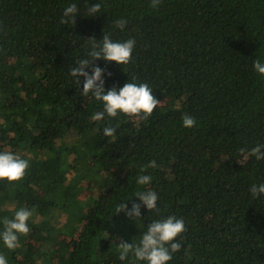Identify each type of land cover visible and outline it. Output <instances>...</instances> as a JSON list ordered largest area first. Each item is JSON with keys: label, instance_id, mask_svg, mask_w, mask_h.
<instances>
[{"label": "trees", "instance_id": "1", "mask_svg": "<svg viewBox=\"0 0 264 264\" xmlns=\"http://www.w3.org/2000/svg\"><path fill=\"white\" fill-rule=\"evenodd\" d=\"M72 2L82 12L99 2L102 15L64 24ZM104 33L136 40L129 64L94 61L111 73L105 87L147 83L160 101L150 116L91 119L102 106L68 71ZM257 58L264 0H0V150L30 161L23 179L0 181V218L33 210L30 233L15 250L0 244V254L9 264H122L118 243L142 230L116 206L138 200L136 174L154 160L147 187L160 212L142 207L143 224L166 215L186 223L170 264H264V196L249 192L264 182V162L240 153L264 143ZM184 113L194 127L182 126ZM86 180L91 204L79 196Z\"/></svg>", "mask_w": 264, "mask_h": 264}, {"label": "clouds", "instance_id": "2", "mask_svg": "<svg viewBox=\"0 0 264 264\" xmlns=\"http://www.w3.org/2000/svg\"><path fill=\"white\" fill-rule=\"evenodd\" d=\"M152 6L156 7L160 0H151ZM77 14L84 17H98L101 14V4L99 2L90 3L87 9L82 12L75 2L69 3L63 8L61 22L64 24L75 23ZM127 20L121 17L116 20L115 27L124 30ZM93 42L86 55L75 61L71 65L69 75L78 85L81 95L91 96L100 103L102 110L92 114L91 119L103 122L105 119L117 118L121 114L127 116L143 115L150 116L159 104V100L154 95L153 88L145 82H136L133 77L123 86L113 85L105 87L106 77L111 76L104 67L94 64V61L103 59L106 62H116L120 65L130 63L133 51L136 47V40L129 38L126 40H114L110 34H103L102 38ZM253 71L264 78V59L257 58L253 61ZM82 82V88L80 87ZM182 126L192 128L196 125V119L187 113L181 116ZM116 128L105 125L102 128L103 135L112 138L116 133ZM245 159L254 158L257 162H264V143H257L245 149H240ZM240 163V161H238ZM30 166V161L18 153L0 150V181L17 182L24 178ZM156 162L149 161L147 165L141 167L136 174L135 183L141 186L142 190H137L130 197H137L138 200L129 203L122 200L116 206V212H124L127 217L135 220L140 228L141 234L132 239L120 240L117 245V257L122 264H170L174 254L183 247L182 234L186 231V223L182 217L176 215H166L152 219L146 226L143 224L142 207L152 213H159V193L150 187L152 183L151 174H146L147 169L155 167ZM249 192L251 197L259 199L264 196V182L253 183ZM128 197V198H130ZM33 210L27 207H19L14 211L11 218L7 216L0 218V244L9 250H15L20 246L19 237L27 236L30 231V218ZM140 221L141 223H137ZM0 264H9L8 258L0 254Z\"/></svg>", "mask_w": 264, "mask_h": 264}, {"label": "rangeland", "instance_id": "3", "mask_svg": "<svg viewBox=\"0 0 264 264\" xmlns=\"http://www.w3.org/2000/svg\"><path fill=\"white\" fill-rule=\"evenodd\" d=\"M163 102H166V100H164ZM92 186L90 185V181L89 180H86L82 183V190L80 191V198L86 202L87 204H91L92 202ZM80 221L78 222V228L80 227ZM43 229L44 230H47L48 232H51V228L47 225V226H43ZM55 240H58V239H62V238H65L63 235H61V233H57V236L56 238L54 237V235L52 234L51 235ZM54 256V255H53ZM55 259V262H58L60 261V257L56 256L54 257Z\"/></svg>", "mask_w": 264, "mask_h": 264}]
</instances>
